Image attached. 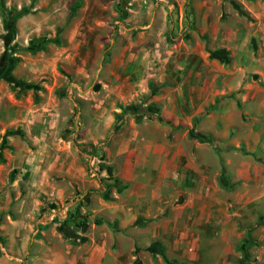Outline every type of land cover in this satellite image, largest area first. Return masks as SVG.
<instances>
[{"label": "rangeland", "instance_id": "1", "mask_svg": "<svg viewBox=\"0 0 264 264\" xmlns=\"http://www.w3.org/2000/svg\"><path fill=\"white\" fill-rule=\"evenodd\" d=\"M22 10L9 30L5 11ZM10 49L19 62L14 83L0 78V264H264V183L235 177L237 159L264 154L189 144L193 115L211 111L199 95L215 96L225 71L264 56L263 1L0 0V69ZM251 80L263 98L264 73ZM132 102L161 106L167 123L149 127L164 131L163 162L177 144L179 163L230 162L217 169L226 187L211 179L199 197L164 184L162 212L155 184L141 200L139 189L119 193L102 166L159 135L123 114Z\"/></svg>", "mask_w": 264, "mask_h": 264}, {"label": "crops", "instance_id": "2", "mask_svg": "<svg viewBox=\"0 0 264 264\" xmlns=\"http://www.w3.org/2000/svg\"><path fill=\"white\" fill-rule=\"evenodd\" d=\"M238 35L236 34V36ZM251 38L254 40L256 36L252 35ZM239 39L249 40L247 36ZM256 55L258 57L261 56L260 53ZM258 57H255L254 53H252L246 60L251 62V66L244 67V64H242L236 67L235 70L230 69L225 71L223 86L217 90L215 96L199 95V102L209 106L211 111L205 112V107L203 115V111L200 110L193 115V118L199 119L195 132L209 138L208 142H201L195 137L189 140V144L192 145L196 152L203 153L209 150L212 144L217 150H223L224 152L244 149L249 153L259 151L264 154V126H251L254 123L263 122L264 124V119L260 115L264 109V97H259L255 94L256 92H251V89L257 90L256 85L251 80V74L264 73V65L261 63L262 61L264 62V56H261L262 58ZM234 93L236 95L232 96ZM189 100H192V98ZM255 106H257L256 113ZM152 122L154 121H143L140 124L141 132L143 129H151L159 131V135L153 136L147 134L146 136H142V142L137 143L134 150L137 155L132 156V151L124 163L118 166L113 165V168L111 167L117 180H121L124 184L129 185L130 189L142 191L138 195L140 200L143 199V196H146L144 195V191L147 189L146 186L148 184H155L156 191L153 194L152 200L159 202V206L154 207L159 212L163 211L161 202L165 199L160 197L159 190L164 184H175L178 190L186 189L185 191L188 193L200 192L201 195L199 197H202L204 193L207 194L204 184L211 183V179H218L220 183V172L217 169L231 164L230 162L223 165V163H209V161L207 163L206 159H202L203 163L199 160H190L189 163H179V151L181 147L179 144L171 146V151L174 152L171 161L163 162L162 153L165 146L158 144V141L163 140L164 131L163 129H159V127H149V124H152ZM189 125L192 126L191 121ZM151 130L149 132L153 133ZM151 152L156 158L155 163L147 162L148 154ZM237 160V163H235V177L238 181H241L242 184L248 182L264 183V163L255 162L253 156ZM213 168L215 169L214 175H211ZM255 197L257 196L255 195ZM128 209L131 210V215H137L132 213V208L129 207ZM146 214L151 215L154 213L146 212ZM175 221L176 219L173 221L174 227L176 225ZM117 254L116 251L110 252L108 258H116ZM131 257L134 260L138 258L135 255Z\"/></svg>", "mask_w": 264, "mask_h": 264}, {"label": "trees", "instance_id": "3", "mask_svg": "<svg viewBox=\"0 0 264 264\" xmlns=\"http://www.w3.org/2000/svg\"><path fill=\"white\" fill-rule=\"evenodd\" d=\"M124 1H128V0H122V2ZM226 1V0H225ZM264 2V0H261ZM26 11L22 10L20 12H15V13H6V26L9 30L12 31V28L14 27L15 22L20 19L21 17H23L24 15H26ZM9 16V17H8ZM11 50V57L9 59V62L7 64V66L4 69H0V78L6 79L9 82L14 83V78L12 77V71L15 69V67L17 66L18 62H19V58L18 57H12V55L16 52L15 49H10ZM223 56V57H222ZM225 53L221 52V58L224 59L225 57ZM227 59L225 58V61ZM151 89H153V94L157 95L158 91L155 89V87H151ZM121 110L123 111V114H131L135 116L136 119V123L140 124L142 123L143 120L148 119L150 121H155L158 122L160 124H164L167 123L163 117L162 114V110H161V106L158 105L157 103H152L150 105H147L146 102H132L129 103L125 106H120ZM170 124V123H168ZM192 137L198 138L201 142H208L209 138L200 134V133H196L195 131H193V133H191ZM102 169L107 170V172L112 175L113 171L112 168L110 167H105L102 166ZM221 184L226 187V182L221 179ZM129 185H124L123 187H119L118 186V180L116 179V183H115V187L117 188L118 192L121 193L124 190H126L128 188ZM158 255H162L163 257H165V251L163 248H159L155 251ZM135 264H141L139 261H136Z\"/></svg>", "mask_w": 264, "mask_h": 264}, {"label": "built area", "instance_id": "4", "mask_svg": "<svg viewBox=\"0 0 264 264\" xmlns=\"http://www.w3.org/2000/svg\"><path fill=\"white\" fill-rule=\"evenodd\" d=\"M53 219H54V217L51 218V220H53Z\"/></svg>", "mask_w": 264, "mask_h": 264}]
</instances>
